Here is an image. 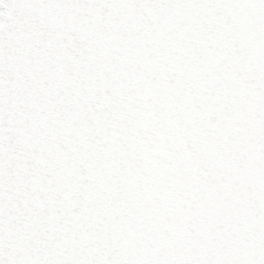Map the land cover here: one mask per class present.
Wrapping results in <instances>:
<instances>
[{
  "label": "snow or ice",
  "instance_id": "6c2138e0",
  "mask_svg": "<svg viewBox=\"0 0 264 264\" xmlns=\"http://www.w3.org/2000/svg\"><path fill=\"white\" fill-rule=\"evenodd\" d=\"M0 264H264V0H0Z\"/></svg>",
  "mask_w": 264,
  "mask_h": 264
}]
</instances>
